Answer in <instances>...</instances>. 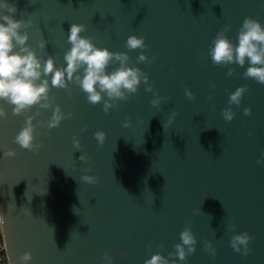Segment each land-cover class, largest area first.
I'll use <instances>...</instances> for the list:
<instances>
[{"label":"water","instance_id":"95a60500","mask_svg":"<svg viewBox=\"0 0 264 264\" xmlns=\"http://www.w3.org/2000/svg\"><path fill=\"white\" fill-rule=\"evenodd\" d=\"M8 2L17 5V19L35 21L22 31L30 33L27 43L45 60L54 56L57 66L66 67L70 26L83 23L82 35L95 37L97 46L128 52L130 65L147 72L154 85L148 92L142 81L108 113L103 101L88 103L73 82L71 95L69 89L51 88L55 103L40 110L34 123L50 120L55 104L73 115L52 129L37 127L39 153L15 142L39 105L27 115H13L14 106L3 101L8 116L0 118V211L9 264L28 251L33 253L29 264H106V252L113 264H145L156 252L178 260L169 254L190 220L197 250L181 264H264V164L257 163L264 156V84L244 77L248 64L216 65L208 54L225 24L232 25L227 35L238 43L246 17L264 23V0ZM40 29L50 41L43 50ZM133 34L145 36L149 47L126 48ZM141 51L157 59L139 62ZM117 67L119 62L108 70ZM229 68H235L232 76ZM243 85L248 91L241 104L229 105L231 93ZM157 94L167 99L153 106ZM249 106L252 114L246 116ZM228 107L236 113L230 122L222 114ZM173 111L178 115L164 129ZM128 118L133 123L125 128ZM97 131L107 133L102 146ZM74 138L81 149L74 147ZM10 148L15 157L4 156ZM81 153L89 159L80 161ZM88 168L87 174L99 177L97 183L83 181ZM24 207L31 216L21 212ZM232 223L236 227L228 231ZM245 231L254 237L247 257L230 243ZM207 241L216 247L215 257L205 251Z\"/></svg>","mask_w":264,"mask_h":264},{"label":"clouds","instance_id":"9594fccd","mask_svg":"<svg viewBox=\"0 0 264 264\" xmlns=\"http://www.w3.org/2000/svg\"><path fill=\"white\" fill-rule=\"evenodd\" d=\"M0 9H6V12L0 13V118H7V109L3 106V101L14 106L13 115H27L35 105H39L36 113L27 115L25 126L15 136V142L23 149L39 153L43 147L42 142L36 141L37 127L46 126L52 129L60 125L66 117H71L73 113H65L60 104H55L52 117L48 121L41 120L39 125L34 120L40 115V110L48 109L55 103V96L51 94V88L69 89L71 95L70 82L80 86L81 90L87 94L88 103L92 105L103 101V110L108 113L113 107H117V101L127 100L131 94L139 90V85L143 81L147 84L146 91H153L154 85L148 83L150 75L138 66H131L130 55L126 51H112L108 47H100L94 43L95 37L82 35L87 30V25L83 23H72L69 29L68 43L70 49L66 51L64 60L66 67L57 66L54 56H48L45 60L38 55L36 48L27 43L30 39V33L27 30L33 26L35 21L28 19H17V5L9 3L8 0H0ZM231 24H225L214 37L209 45V55L216 65L238 64L244 67L246 71L244 77L254 79L257 83L264 84V23L259 19L248 16L244 19L238 33V43H235L227 33L231 30ZM39 48L45 49L49 40L43 38V29H40ZM146 37L140 35H130L126 41V48L130 50L147 49ZM19 46V50H16ZM157 59L156 56L149 58L148 54L141 51L137 60L139 62L152 63ZM119 62V67L109 71V66ZM83 69L81 72L80 70ZM235 68H229L227 75L232 76ZM49 77L51 79L49 80ZM215 87V84L212 85ZM248 86L238 87L231 93L228 101L229 105H240ZM185 94L190 100L195 99V93L190 89H185ZM105 96L107 99H105ZM167 97L157 94L151 101L153 106L161 104V101ZM212 99V97H209ZM215 106L213 105V108ZM223 117L226 121H232L236 113L231 107L223 109ZM252 108H244V115L250 116ZM178 115L173 111L167 121L163 123L164 129L171 125L172 121ZM133 121L128 118L123 126L128 128ZM95 137L102 146L105 143L107 133L97 131ZM74 147L79 150L83 147L79 138H74ZM15 149H8L4 152L5 157H15ZM89 159L87 153H81L80 161ZM258 164H264V156L257 160ZM91 168L85 169V175L82 179L90 184L99 181L96 175L87 174ZM154 199L155 196L153 195ZM153 199V201H154ZM196 211H201L197 209ZM24 215L31 216L29 208L21 209ZM5 218L3 211H0V225L4 224ZM192 221L181 232V242L175 245L176 251L169 256H178V260H170L161 252H156L145 264H181L189 254H194L197 250V237L191 228ZM236 227L235 223L228 225V231ZM254 237L247 231L237 233L231 238L233 249L247 257L252 251L250 242ZM164 247L163 244L160 245ZM151 250V245H149ZM205 251L213 257L217 252L212 241H207ZM11 259V258H9ZM33 259L31 251L25 252L19 257V261L12 260L11 264H29ZM106 264H113V257L110 253L104 254Z\"/></svg>","mask_w":264,"mask_h":264},{"label":"built area","instance_id":"2783aa9c","mask_svg":"<svg viewBox=\"0 0 264 264\" xmlns=\"http://www.w3.org/2000/svg\"><path fill=\"white\" fill-rule=\"evenodd\" d=\"M0 232L2 235L1 225H0ZM0 264H9L7 253H6V248H5V244L3 240L0 241Z\"/></svg>","mask_w":264,"mask_h":264},{"label":"rangeland","instance_id":"374dc122","mask_svg":"<svg viewBox=\"0 0 264 264\" xmlns=\"http://www.w3.org/2000/svg\"><path fill=\"white\" fill-rule=\"evenodd\" d=\"M1 240H3V238H2V235H1V232H0V241H1Z\"/></svg>","mask_w":264,"mask_h":264},{"label":"trees","instance_id":"16d2710c","mask_svg":"<svg viewBox=\"0 0 264 264\" xmlns=\"http://www.w3.org/2000/svg\"><path fill=\"white\" fill-rule=\"evenodd\" d=\"M2 241V240H1Z\"/></svg>","mask_w":264,"mask_h":264}]
</instances>
